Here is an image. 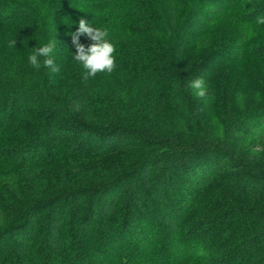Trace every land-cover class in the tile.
<instances>
[{
  "label": "trees",
  "instance_id": "trees-1",
  "mask_svg": "<svg viewBox=\"0 0 264 264\" xmlns=\"http://www.w3.org/2000/svg\"><path fill=\"white\" fill-rule=\"evenodd\" d=\"M261 16L264 0H0V264H264ZM80 19L116 49L87 83ZM51 40L59 73L28 61Z\"/></svg>",
  "mask_w": 264,
  "mask_h": 264
},
{
  "label": "clouds",
  "instance_id": "clouds-1",
  "mask_svg": "<svg viewBox=\"0 0 264 264\" xmlns=\"http://www.w3.org/2000/svg\"><path fill=\"white\" fill-rule=\"evenodd\" d=\"M258 24H264V16L257 17ZM84 35L91 40L86 47L80 43L79 37ZM109 29L104 27H93L84 19L78 22V28L72 34V42L75 46L73 59L82 66V80L87 83L90 78L96 77L98 73L111 74L116 67L114 53L116 51L113 43L108 39ZM55 40H51L41 47L35 49L33 54L28 57V61L36 70L46 67L52 73H59L60 68L54 63L52 58L55 49ZM9 47H15V40L9 41ZM40 58H43L42 60ZM187 89L194 90V95L204 100L208 96L207 86L203 78H195L187 84Z\"/></svg>",
  "mask_w": 264,
  "mask_h": 264
},
{
  "label": "rangeland",
  "instance_id": "rangeland-1",
  "mask_svg": "<svg viewBox=\"0 0 264 264\" xmlns=\"http://www.w3.org/2000/svg\"><path fill=\"white\" fill-rule=\"evenodd\" d=\"M249 85H250V83L249 82H247Z\"/></svg>",
  "mask_w": 264,
  "mask_h": 264
}]
</instances>
